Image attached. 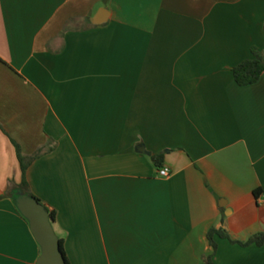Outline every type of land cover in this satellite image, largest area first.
Segmentation results:
<instances>
[{
  "label": "crops",
  "instance_id": "crops-1",
  "mask_svg": "<svg viewBox=\"0 0 264 264\" xmlns=\"http://www.w3.org/2000/svg\"><path fill=\"white\" fill-rule=\"evenodd\" d=\"M254 48L264 0H0V264L42 253L19 151L69 264H203L212 228L264 232V76L233 74Z\"/></svg>",
  "mask_w": 264,
  "mask_h": 264
},
{
  "label": "trees",
  "instance_id": "trees-1",
  "mask_svg": "<svg viewBox=\"0 0 264 264\" xmlns=\"http://www.w3.org/2000/svg\"><path fill=\"white\" fill-rule=\"evenodd\" d=\"M233 74H234V77H235L237 84L241 87H247V86L254 85V84L258 83L260 81V79L264 76V57H263L262 53L258 49L254 48L252 58L249 60H246L243 63H241L240 65L236 66L233 69ZM42 155H43L42 152H38L33 157L25 158L22 156V154L19 151V160H20L21 166H22V181H21V185L19 188L25 194L37 199L39 202H41V201L31 193L29 183H28L27 173H28L29 167L33 164V162L35 160H37L38 158H40ZM159 158L162 159V156L154 157V160H155L157 166L161 167V162H160ZM48 211H49V209H48ZM49 213H50L51 219L53 220V222H55L56 214L54 212H51V211H49ZM24 219L28 222V220L25 217H24ZM217 237H219L221 239L229 240L231 243L239 244L243 247H249L252 245L262 247L264 245V232L258 233L256 235L252 236L247 242H239V241L233 240L226 231L217 230L215 228H212L209 231L207 238H208V241H209L210 246H211L213 251L209 256H207L204 259L203 264H215L214 260H215V256H216L217 250H218V244L216 241ZM60 244H61V250L65 256L67 264H69V261L67 259V255H66V252L64 249L63 241L60 240Z\"/></svg>",
  "mask_w": 264,
  "mask_h": 264
},
{
  "label": "water",
  "instance_id": "water-1",
  "mask_svg": "<svg viewBox=\"0 0 264 264\" xmlns=\"http://www.w3.org/2000/svg\"><path fill=\"white\" fill-rule=\"evenodd\" d=\"M102 23L103 21H95L94 25ZM17 206L22 215L29 221L31 231L41 247L42 253L38 264H67L47 207L22 190L17 192Z\"/></svg>",
  "mask_w": 264,
  "mask_h": 264
},
{
  "label": "built area",
  "instance_id": "built-area-1",
  "mask_svg": "<svg viewBox=\"0 0 264 264\" xmlns=\"http://www.w3.org/2000/svg\"><path fill=\"white\" fill-rule=\"evenodd\" d=\"M172 175V171L169 167H163L159 170V176L162 178H169Z\"/></svg>",
  "mask_w": 264,
  "mask_h": 264
}]
</instances>
